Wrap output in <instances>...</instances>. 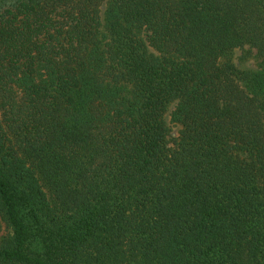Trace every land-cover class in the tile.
<instances>
[{"label": "trees", "instance_id": "obj_1", "mask_svg": "<svg viewBox=\"0 0 264 264\" xmlns=\"http://www.w3.org/2000/svg\"><path fill=\"white\" fill-rule=\"evenodd\" d=\"M245 48L264 0L0 4V264H264Z\"/></svg>", "mask_w": 264, "mask_h": 264}, {"label": "rangeland", "instance_id": "obj_2", "mask_svg": "<svg viewBox=\"0 0 264 264\" xmlns=\"http://www.w3.org/2000/svg\"><path fill=\"white\" fill-rule=\"evenodd\" d=\"M10 0L0 1V4H7ZM235 64L238 68L244 69H259L264 67V56L258 55L256 50H250L245 48L243 50H239L235 53L234 56ZM169 121V117L167 118ZM170 127V135H169V143L168 147H173V140L177 137L180 127L176 124H169ZM9 231L2 225V230L0 233V242L3 237L7 236Z\"/></svg>", "mask_w": 264, "mask_h": 264}]
</instances>
